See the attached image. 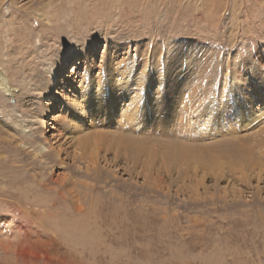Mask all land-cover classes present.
I'll use <instances>...</instances> for the list:
<instances>
[{
	"label": "rangeland",
	"instance_id": "374dc122",
	"mask_svg": "<svg viewBox=\"0 0 264 264\" xmlns=\"http://www.w3.org/2000/svg\"><path fill=\"white\" fill-rule=\"evenodd\" d=\"M261 33L264 0H0V264H264V143L252 144L256 164L243 169L228 153L264 123L234 140L211 120L242 57L264 54ZM88 60L111 62L116 80L126 68L136 81L158 80L159 153L138 162L99 154L108 178L86 167L91 146L77 140L105 129L67 111L82 102ZM63 61L51 91H35L29 74L43 80ZM22 91L35 114L47 107L38 115L47 131L21 115ZM30 134L51 149L40 152ZM181 146L185 161L172 155ZM58 149L62 162H49Z\"/></svg>",
	"mask_w": 264,
	"mask_h": 264
},
{
	"label": "bare ground",
	"instance_id": "6f19581e",
	"mask_svg": "<svg viewBox=\"0 0 264 264\" xmlns=\"http://www.w3.org/2000/svg\"><path fill=\"white\" fill-rule=\"evenodd\" d=\"M263 36L264 35L262 34V36H259V38ZM251 50H253V47L251 48ZM251 54L253 55L249 57ZM251 54L249 53L247 54V56L242 57V60L244 61L243 62L240 61L239 63L240 65L238 66V70H237V76L239 77L238 84L233 83L230 87H227L226 90L230 91V95L228 96L223 94L221 96V99L219 100L221 105H218L217 103L216 106V109L218 110V115L216 116V119L211 117L212 118L211 120L212 121L214 120L213 122L216 123L214 128L217 130V133L219 131L226 130L225 132L227 133L224 132L223 133L226 136H230L231 138L229 139L234 138V140H236L235 137L238 131H240V129L242 128H245V130L247 129L254 130L256 126L262 125L264 123V98H263L264 97V54H258L256 51L252 52ZM193 61H194L193 62L194 65L197 59L196 60L193 59ZM60 65L61 66H57L55 68L51 76H46L45 79L43 80H36L37 76L32 72L29 74L31 80L35 79L34 80L35 91H41V92L43 91L44 92L43 94H46L45 91L47 92L51 91V87L46 83H50V84L56 83L55 81L56 76L61 74L66 68L64 61ZM202 66H203L202 68H206V63L203 64ZM84 68H85L84 74L80 77V83H82L81 85L82 102L81 104L76 105L75 109L67 108V111L73 114L77 122L84 121L83 116L85 113H87L88 117H91V120L93 118V124H89V127H92L94 129L96 127H101L105 129V130H92L94 134L89 132L86 134V136L82 137V139H77L78 141L84 143L85 148L91 146V150H90L91 156L90 158L87 159L88 165L86 167L87 168L93 167L94 170L97 169V175L100 178H108L109 173L107 169L104 170V173L102 174L101 170L103 171V169L102 166L100 165L101 163H98L99 161L98 157H100L101 154H104L105 156L110 152V155L112 153V158H114V160L116 159V161H118L119 159V162L120 159L122 158H124L125 160L134 158L138 162V161H143V158L145 157L150 158L152 154L154 156V154L156 155L157 153H159L157 151L159 149V143H160L159 141L160 140V134H159L160 99L158 92L159 90H157L154 93V91L152 90V86H150L152 85V83L155 85L158 83L157 76L153 75V77L150 76L147 77V79L142 78L136 81L134 80L135 76L133 75H132L133 77L129 76L130 69L126 68L127 72H120L119 73L120 78L116 80V78L114 77L115 71L113 70V65L111 64V62H106L102 66L101 65L97 66L94 62L88 60ZM96 69H100L102 71V75L99 76L98 78H96L95 76ZM194 69L195 67L192 69V71ZM196 73H198V71H196ZM200 73L201 72L199 71L198 74ZM249 76L254 77V79ZM95 82L97 83L96 85H99L98 87H96V85L94 84ZM143 84H145V86H143ZM194 84H197V82H195ZM135 86L137 87L133 88L134 90L132 93L134 94L135 97L132 98L131 96H128V99L126 100L125 98L126 93L132 91L131 90L132 87ZM42 88H44L45 91L42 90ZM25 91L24 92L22 91L23 97L21 100V104H23V107L22 106L20 107L21 115L23 114L24 116L28 114L30 116L31 115L35 116L37 118L36 119L37 125H39L41 129H43V132L47 131L48 127L46 126V124H44V120L41 119L44 118L43 115L46 112L47 107H45V111L44 109H40L39 114H35V112H33L30 107V105H32L33 100L31 101V99L28 97L31 95V93H25ZM160 92H162V90ZM95 93H97V95ZM253 94L257 95V98L261 100L260 107L258 110H254L252 108L253 101L251 98ZM120 99L122 100V102H125V100L130 101L131 104L129 103L130 105L128 104L122 105V102L119 101ZM226 100L227 102L229 101L228 105L223 106L222 102ZM132 113H136V114L138 113L140 119L138 118L135 119ZM192 113L194 114L195 112L192 111ZM38 115L41 116V118H39ZM224 120H227V122H224ZM131 121L132 122L137 121L138 123V124L136 123L137 129L131 124ZM111 126H113V128ZM108 128H110L111 131H109ZM76 130L77 129H67L65 130V133L66 132L75 133ZM141 134L143 135L144 138L142 137ZM241 136H237V138L239 137L240 140L237 139L235 142L234 141L230 142V146L228 147V153H230L229 155L231 159L236 157L239 159L240 169H243L246 168L247 165L253 166L256 164L253 162L254 155L252 154V151L255 147L254 146L252 147V144L254 143L255 146L256 145L262 146V143H264V126L263 127L261 126L260 130L254 131L253 134L250 133V135L245 138H241ZM77 140L73 142L71 141L68 142L67 147L62 148V153L67 154L68 147L78 144ZM27 141H30L31 143H39V147L41 150L40 152L44 151V149L48 147H50L51 149L50 142H47V140H45V143L40 142V137L38 134H34V135L30 134V136H28L27 138ZM181 147L177 148L176 151L172 153V155H174L173 157H175L178 160L181 159L184 160V158H186V153L183 151L184 150L183 147L182 148ZM261 153L264 152L262 151ZM30 154L32 153L28 150L27 155L31 156ZM59 154H60V150L58 149V151L55 152V155L57 157L56 159L52 157V155L49 153H45V157L49 162L55 161L56 163L60 164L62 162L61 161L62 158L61 160L58 159ZM68 154H70V152ZM81 154L82 152L77 156L71 155V157L75 160H79L82 158L80 156ZM83 158H84V154H83ZM134 159L132 160L134 161ZM261 159L264 158L263 157L261 158V156L258 157L259 161H261ZM58 160H60V162H58ZM209 164L212 165L213 163H209ZM105 165L107 166L106 162ZM88 174L89 177L95 179V175H96L95 171L92 170Z\"/></svg>",
	"mask_w": 264,
	"mask_h": 264
}]
</instances>
